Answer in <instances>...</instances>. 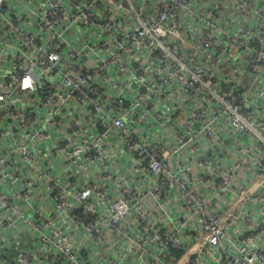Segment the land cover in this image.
Returning <instances> with one entry per match:
<instances>
[{"label":"built area","instance_id":"1","mask_svg":"<svg viewBox=\"0 0 264 264\" xmlns=\"http://www.w3.org/2000/svg\"><path fill=\"white\" fill-rule=\"evenodd\" d=\"M0 264H264V0H0Z\"/></svg>","mask_w":264,"mask_h":264}]
</instances>
